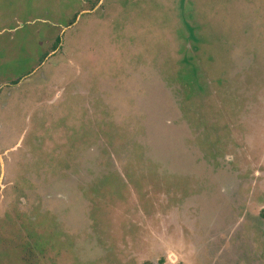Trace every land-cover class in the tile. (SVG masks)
<instances>
[{
    "label": "rangeland",
    "instance_id": "374dc122",
    "mask_svg": "<svg viewBox=\"0 0 264 264\" xmlns=\"http://www.w3.org/2000/svg\"><path fill=\"white\" fill-rule=\"evenodd\" d=\"M30 238L264 264V0H0V264Z\"/></svg>",
    "mask_w": 264,
    "mask_h": 264
},
{
    "label": "trees",
    "instance_id": "16d2710c",
    "mask_svg": "<svg viewBox=\"0 0 264 264\" xmlns=\"http://www.w3.org/2000/svg\"><path fill=\"white\" fill-rule=\"evenodd\" d=\"M72 21L73 20H71L70 22H72ZM56 44H57V42H56ZM56 44L53 46L54 49H56V46H57ZM34 238H36V237H34ZM34 238H30L31 243L25 244L24 249L21 253V261L24 262L25 264H37V261L39 262V260H37V254L34 252V248H33V245H35L33 243V242H35ZM33 259L35 260V262L33 261Z\"/></svg>",
    "mask_w": 264,
    "mask_h": 264
}]
</instances>
